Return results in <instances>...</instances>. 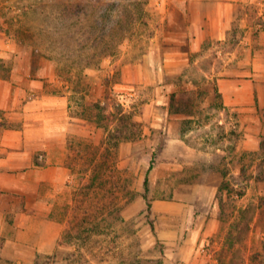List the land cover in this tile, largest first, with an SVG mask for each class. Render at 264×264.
Returning <instances> with one entry per match:
<instances>
[{
	"label": "rangeland",
	"instance_id": "rangeland-1",
	"mask_svg": "<svg viewBox=\"0 0 264 264\" xmlns=\"http://www.w3.org/2000/svg\"><path fill=\"white\" fill-rule=\"evenodd\" d=\"M198 3L0 0V79L12 85V117L21 118L26 102L44 105V126L63 134L64 161L74 171L71 183L50 193L59 202L57 251L12 244L7 212L0 264H264V209L257 207L264 182L256 180L264 25L241 26L255 12L233 4L227 39L207 36L192 50ZM221 76L252 79L256 102L226 106L217 96ZM100 101L103 110H95ZM118 111L132 112L142 133L113 149L106 137ZM145 173L151 212L142 198ZM226 184L232 192L220 190ZM1 197L0 208L24 207Z\"/></svg>",
	"mask_w": 264,
	"mask_h": 264
},
{
	"label": "crops",
	"instance_id": "crops-1",
	"mask_svg": "<svg viewBox=\"0 0 264 264\" xmlns=\"http://www.w3.org/2000/svg\"><path fill=\"white\" fill-rule=\"evenodd\" d=\"M257 1L255 4L256 0H199L190 27L193 31L189 39L192 50H201L207 36L216 35L220 41L227 39L226 30L233 14V4L245 5L255 12V15L244 14L241 26L257 28L264 25V0ZM206 28L216 30L206 33ZM221 73L230 74L224 71L219 75ZM231 77L221 76L216 80L218 88L215 86L224 104L253 105L256 90L259 91L256 83L246 76L244 79ZM6 82L0 79V197L8 193L14 200L20 199L24 207L10 210L0 208V222L4 221L3 214H13L15 234L10 242L50 256L57 251L62 238L61 223L54 214L59 202L51 199L50 193L66 187L73 181L74 174L64 161L63 134L44 126V105H37L35 101L26 102L21 118L15 121L12 115H16V108L12 107L14 112L11 114L9 105L12 85ZM34 120L42 122L43 126H33L31 121ZM8 123L12 126H3ZM4 234L3 227H0L2 240Z\"/></svg>",
	"mask_w": 264,
	"mask_h": 264
},
{
	"label": "trees",
	"instance_id": "trees-1",
	"mask_svg": "<svg viewBox=\"0 0 264 264\" xmlns=\"http://www.w3.org/2000/svg\"><path fill=\"white\" fill-rule=\"evenodd\" d=\"M219 99H221V95L220 93H217ZM104 102L100 101L97 103L93 104V108L95 110H100L103 108L101 107L100 104H102ZM105 106V103H104ZM116 115H119L120 117L117 119L118 122L116 124V127L114 128L113 131L109 132L108 131V135L106 137V142L109 146H111V148L115 149L117 148L121 143L123 142H128V141H133V140H137L140 138L142 130H141V125L138 121H136L134 119V115L132 112H123V111H118V113H116ZM3 126H8L11 127L12 125L10 123H8V125L4 124ZM106 131V130H105ZM107 132V131H106ZM260 149L261 152L263 154V157L261 158V160L259 161V163L257 164V176H256V180L258 181H262L264 182V136L261 138L260 141ZM105 157V156H104ZM107 158H109L108 156H106ZM105 163L103 162L102 165H104ZM96 165L93 164V166ZM71 172L74 173L73 169H71ZM148 173H145L144 175V179H143V183H142V188H143V193H142V198L147 202V206L146 209L148 212H151V207L152 205L150 204V202H148V192H149V181H148ZM100 177L98 175H95L92 179H90V185L86 186V190L89 191V189H92L93 187V183L98 180ZM105 185L103 186V183H100L101 187H106V183H104ZM223 188L226 190H228V192H232L233 189L229 188V186L226 184L222 187V189L220 188V190L223 191ZM239 196H241L242 194L239 193ZM257 207L259 209H264V196H262L260 198V201L257 205ZM117 213V212H115ZM67 214V212H66ZM239 224V223H238ZM233 229L237 228V223L232 224ZM81 234V233H80Z\"/></svg>",
	"mask_w": 264,
	"mask_h": 264
}]
</instances>
